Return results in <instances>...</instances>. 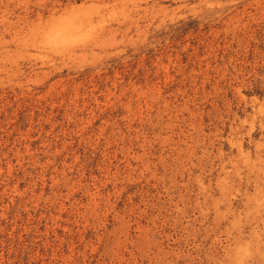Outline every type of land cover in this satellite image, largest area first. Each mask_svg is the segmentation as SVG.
Here are the masks:
<instances>
[{
	"label": "rangeland",
	"instance_id": "1",
	"mask_svg": "<svg viewBox=\"0 0 264 264\" xmlns=\"http://www.w3.org/2000/svg\"><path fill=\"white\" fill-rule=\"evenodd\" d=\"M0 264H264V0H0Z\"/></svg>",
	"mask_w": 264,
	"mask_h": 264
}]
</instances>
